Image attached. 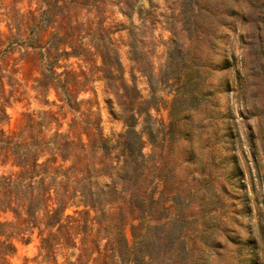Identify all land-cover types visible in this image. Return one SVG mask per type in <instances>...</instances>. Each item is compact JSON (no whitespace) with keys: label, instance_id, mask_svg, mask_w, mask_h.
Masks as SVG:
<instances>
[{"label":"trees","instance_id":"16d2710c","mask_svg":"<svg viewBox=\"0 0 264 264\" xmlns=\"http://www.w3.org/2000/svg\"><path fill=\"white\" fill-rule=\"evenodd\" d=\"M35 2L36 8L24 12L14 6L0 12L5 23L0 28V264H12L15 240L28 242L34 231L38 264H199L183 235L156 234L169 224L157 210L177 183L171 159L181 132L178 108L200 96L199 70L179 83L169 121L161 125L169 153L158 154L161 141H151L146 154L135 125L143 116L154 136L149 110L156 109L157 99L155 88L143 98L134 82L136 73H144L132 20L139 9L132 0ZM113 7L128 24L131 82L104 23ZM70 58L78 61L76 67ZM97 80L104 81L108 101L116 100L124 124L111 136L103 133L96 102L80 97L94 93ZM28 91L49 107L37 115L24 111L17 127L6 129V108L26 99ZM128 224L131 245L123 235Z\"/></svg>","mask_w":264,"mask_h":264},{"label":"rangeland","instance_id":"374dc122","mask_svg":"<svg viewBox=\"0 0 264 264\" xmlns=\"http://www.w3.org/2000/svg\"><path fill=\"white\" fill-rule=\"evenodd\" d=\"M35 1L0 0V12L4 6L24 12L36 8ZM132 3L134 10L139 9V15L132 13V20L144 69L143 75L136 73L134 82L143 98H150L151 87L155 88L157 99L156 109L149 110L154 136L148 135L150 126L143 116L135 125L144 153L152 151L151 141H161L158 154L169 153L161 125L169 121L170 102L179 83L199 70L200 96L178 108L181 132L171 159L177 183L157 210L161 217L167 215L169 224L159 226L156 234L183 235L199 264H264V0ZM104 23L112 31L124 76L131 82L127 21L113 7ZM4 24L0 21V28ZM68 62L76 67L78 61L70 58ZM80 97L96 102L106 136L123 130L116 100L108 101L103 80L94 82V93ZM48 107L28 91L26 99L12 100L6 108L5 128H16L26 110L37 115ZM123 235L131 245L129 224ZM213 243L217 246L212 247ZM38 244L35 231L28 242L16 239L11 263L28 258V264H38ZM57 260L62 258L57 255Z\"/></svg>","mask_w":264,"mask_h":264}]
</instances>
